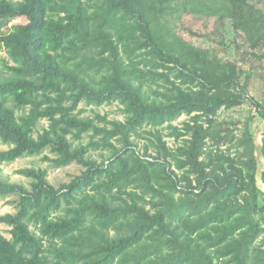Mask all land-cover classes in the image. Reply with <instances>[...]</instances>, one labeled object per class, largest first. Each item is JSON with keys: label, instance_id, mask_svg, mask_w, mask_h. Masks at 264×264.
<instances>
[{"label": "trees", "instance_id": "16d2710c", "mask_svg": "<svg viewBox=\"0 0 264 264\" xmlns=\"http://www.w3.org/2000/svg\"><path fill=\"white\" fill-rule=\"evenodd\" d=\"M0 50V162L82 168L0 165V264H264V0H0Z\"/></svg>", "mask_w": 264, "mask_h": 264}, {"label": "rangeland", "instance_id": "374dc122", "mask_svg": "<svg viewBox=\"0 0 264 264\" xmlns=\"http://www.w3.org/2000/svg\"><path fill=\"white\" fill-rule=\"evenodd\" d=\"M23 20L22 18L15 19L11 23H16L18 21ZM11 23L8 24V26L11 25ZM201 27L200 22L196 21L193 28L196 29L198 27ZM210 28H212L211 25H209ZM204 30V28H202ZM191 38V37H190ZM193 42L199 46H209V42L207 40L205 41L203 38H192ZM0 54H3V51L0 50ZM262 86L260 84L259 86H256V89H251V94L253 95H260V91H257ZM80 107H84V103L80 104ZM120 105L117 103L109 104V105H103L100 106L99 108H96L100 113H107L108 117L110 119L113 118H118V119H123L124 116L120 111ZM92 108L91 106H86V111L84 114H92ZM249 108V105L245 104L241 107H236L231 110H222L220 113L221 117H229L232 116L233 118H244L247 115V110ZM188 116L186 115H181L178 119H176L173 123L176 125H181L184 120H187ZM47 121L42 120L40 124V128L42 126H46ZM252 129L254 131L255 139L258 140L259 136L261 135V132L264 129V121H262L260 118H257L254 120L252 124ZM87 139V138H86ZM84 139V140H86ZM166 141L168 142L169 145H174V142L172 138H166ZM9 147V145L3 144L0 141V151L5 150ZM48 155L52 156L48 151L45 152ZM42 155L38 156H25L21 157L19 159H16L12 162L6 163V162H0V165L3 168V173L8 176L10 180H22L25 184L29 182V179L24 178L17 174V170L26 166H39L42 168H46L48 170V179L49 181L55 185L59 186L62 182L69 181L73 176L79 174L82 171V168L78 165L72 164L70 166L62 167L59 169H54L51 167L50 163L48 161H43L42 160ZM97 157V154H94ZM16 198V195H12L6 198H0V214L6 213V212H15V204L12 202ZM0 229L1 232L6 236L10 237V234L8 233V227L6 225L0 224Z\"/></svg>", "mask_w": 264, "mask_h": 264}, {"label": "crops", "instance_id": "0c3cea01", "mask_svg": "<svg viewBox=\"0 0 264 264\" xmlns=\"http://www.w3.org/2000/svg\"><path fill=\"white\" fill-rule=\"evenodd\" d=\"M260 137V136H259ZM258 137V138H259ZM255 144H256V150H255V154H256V157L258 159V186L264 191V183L261 179V171L263 170V167H264V158L262 157L261 155V151H260V138L258 140L255 139Z\"/></svg>", "mask_w": 264, "mask_h": 264}]
</instances>
